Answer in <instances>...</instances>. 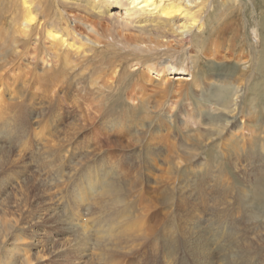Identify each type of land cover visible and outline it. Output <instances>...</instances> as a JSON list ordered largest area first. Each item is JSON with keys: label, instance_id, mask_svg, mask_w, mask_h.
Masks as SVG:
<instances>
[{"label": "rangeland", "instance_id": "rangeland-1", "mask_svg": "<svg viewBox=\"0 0 264 264\" xmlns=\"http://www.w3.org/2000/svg\"><path fill=\"white\" fill-rule=\"evenodd\" d=\"M38 1L45 23L57 8L100 44L69 54L71 68L42 65L44 47L30 56L24 40L14 59L7 22L19 4L0 0V264H264L261 0H212L182 49L140 31L126 0H104L100 13ZM166 47L188 56L189 72L128 67ZM249 54L258 68L242 86L244 70L229 68L246 70ZM114 64L138 70L139 100L126 101L132 85L120 86ZM218 79L238 87L235 111L215 103Z\"/></svg>", "mask_w": 264, "mask_h": 264}, {"label": "bare ground", "instance_id": "bare-ground-1", "mask_svg": "<svg viewBox=\"0 0 264 264\" xmlns=\"http://www.w3.org/2000/svg\"><path fill=\"white\" fill-rule=\"evenodd\" d=\"M52 1L54 3H57L56 0H52ZM63 1H67V0H63ZM68 1H71L73 2V4L78 6L81 5L80 2H83V6L85 7V9L87 11L94 13H100L103 10L101 9L102 7L105 8V11H108L107 9L109 8L108 5L104 4L105 3L104 0H98V1L68 0ZM114 1L116 2V4L117 2H120V0H114ZM16 2H17L16 5L19 4L17 5L19 6L18 7L19 10L16 8V10L18 11L17 12L15 11L13 17L10 19L11 21L8 20L9 22H7L9 24H12V26L8 28L11 29L12 31L13 35H11L10 37L12 43L15 44L14 52L12 54L14 59L15 57L18 58L21 56L22 53L19 54L20 49L18 51V43L19 40H24L25 44L29 42L31 45H33L32 46L33 52L30 56L36 57L35 54L37 52L35 53V51L37 49V45H36L37 43H41L40 45L44 47L43 51L45 52H40V55L38 57L39 60L42 62L41 63L42 65L49 66L50 69L51 68L59 69L56 68L59 66H65L71 68L69 59H67L69 54L74 55L76 57H84L86 56L87 53L86 51H84L87 46L96 47L98 44H100L99 40L97 41V39L93 38V40H91L86 36L85 39L79 37L78 35L79 33L77 34L72 30V28L66 22L67 20L64 19L63 17L64 15H62L61 10L59 11L56 7L55 8H56L57 17L52 18V20L49 23L48 22L45 23V21L42 20V17H40V14L37 10L39 4L38 0H16ZM211 3L212 0H126V5H127L126 12L129 13L131 11H134L135 13H139L138 17L133 22L137 26V28L143 33L149 32L152 35L160 37L161 39L169 38V41L176 42L178 44V47L182 49V45L188 46L189 44L191 45L193 44V38H192L193 32L195 31L200 32L203 29L204 27L203 23L205 22L204 15ZM260 9L264 13V0H261L260 2ZM95 26L101 27V25H99L98 23H96ZM88 27H90V31H93L95 28L91 24H89ZM259 30H261V32ZM257 31L259 34L262 33V37L260 43H258V46L260 49V53L261 50H263L264 53V15L262 16V23L260 24L259 29L257 28ZM116 33H117V37H119L118 39L119 42L121 41L129 42L128 40H130V37L127 36L125 33L123 34L122 31L121 32L116 31ZM70 35H72V37ZM32 39L33 41H31ZM115 40H117V38ZM136 46L138 48L137 50H140L142 52L145 51V48L140 49V46L142 45L138 44ZM157 48H161V46ZM250 49L253 52L255 48H253V46H250ZM151 51L155 52V49L152 48ZM24 52L29 56L28 50H25ZM178 53L179 50L170 49L169 47H166L165 52L163 53L166 58L165 60L162 61V58H160V56L163 55L161 53L159 54L150 53V55H146L144 60L140 58H133L132 60H130L131 62L129 63L128 67L129 68L136 66L138 67L139 64H142L140 67H144L146 65L147 71L155 70L157 74L165 73L166 68L167 70H170L172 72H179V71L184 73L186 71L189 72V69L191 68L190 63L192 62L188 60V56L184 60L180 59V62H184V63L177 62L176 56ZM242 58L244 59L243 62L245 64H248L245 67L246 70L238 69V68L234 70L235 67L233 68L231 67L229 68L230 69L229 72L236 74L244 70V75L242 76V86L243 85L246 86L247 84L249 85V80H247L246 82L243 79L247 74V72L249 73V68L252 67L254 69L253 74H255L258 67H259L258 71L260 70L261 67L264 68V55L261 63H259V65L256 63L258 66V67L256 66L257 68H255L254 66V62H255L254 55L252 56V58L250 54L248 57L247 56L243 57L242 55L240 57V60ZM150 65H153V67ZM156 67H160V68H156ZM122 68L123 67H120L119 64H114L113 66H111V73L119 77L120 86L125 85V83L127 84L129 83L130 85H132V88L129 91V95L128 94L126 95L127 96L125 98L126 101L131 100L132 102H134V100H139L142 95L140 96L138 95L143 94L146 88V83L144 79L141 78L140 74L137 72L138 70L133 73L132 71H129V69L127 68L128 70L122 72L123 71ZM253 74L248 76L249 78L246 77V79H250ZM90 83L95 85L96 82H93L91 80ZM227 84L228 83L225 79L216 80L215 83L216 87L214 89V93L212 94V96L215 103H217V105L220 106L222 110L228 111V109H231L235 111L236 102L232 99V95L238 91V87H234L231 84L229 85ZM256 86L260 88L259 85L255 84V86L252 87V90ZM162 90L166 92L167 87L164 86ZM255 90L257 89L255 88ZM132 92L134 93L132 94ZM239 92H241V89L239 90ZM245 94L246 93L243 92V95ZM255 95H259V94L255 93ZM109 103H115V102H112V100L110 99ZM260 181L261 182L264 181V178L261 176L257 182L259 183ZM77 194L79 193L77 192Z\"/></svg>", "mask_w": 264, "mask_h": 264}]
</instances>
